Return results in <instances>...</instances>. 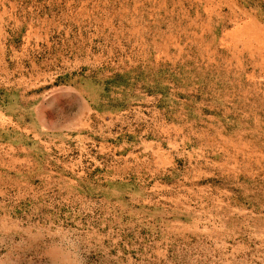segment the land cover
Listing matches in <instances>:
<instances>
[{"label": "rangeland", "instance_id": "rangeland-1", "mask_svg": "<svg viewBox=\"0 0 264 264\" xmlns=\"http://www.w3.org/2000/svg\"><path fill=\"white\" fill-rule=\"evenodd\" d=\"M0 264H264V0H0Z\"/></svg>", "mask_w": 264, "mask_h": 264}]
</instances>
